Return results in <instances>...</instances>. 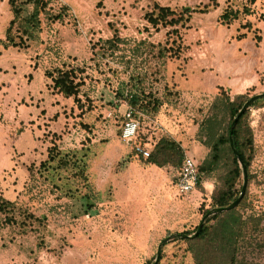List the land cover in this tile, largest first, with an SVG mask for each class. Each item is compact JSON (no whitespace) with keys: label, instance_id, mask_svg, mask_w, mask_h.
I'll return each instance as SVG.
<instances>
[{"label":"rangeland","instance_id":"obj_1","mask_svg":"<svg viewBox=\"0 0 264 264\" xmlns=\"http://www.w3.org/2000/svg\"><path fill=\"white\" fill-rule=\"evenodd\" d=\"M218 1L217 8L191 12L177 24V42L171 43L172 26H152L145 15L156 4L179 12L209 0H53L49 11H62L63 19L41 15L38 39L5 48L1 41L13 15L8 0H0V194L14 203L17 221L0 213V264H151L164 238L156 264H194L188 243L170 236L198 226L224 165L201 187L178 194L177 166L158 168L121 139L129 98L123 95L144 89L162 101L156 112L147 111L154 124L143 122L140 143H148L153 126L158 139H173L166 125H181L189 144L197 137L190 128L198 129L217 95L232 100L264 92V41L263 49L242 60L231 48L236 34L246 32L242 39L255 41L264 32L263 8L249 0ZM225 7L238 10L237 18L223 22ZM244 7L254 12L246 14ZM247 21L250 31L241 27ZM114 34L128 43L103 52L100 43ZM169 43L180 45L179 57H161ZM247 66L255 67V78L245 89L238 78ZM70 67L83 80L79 104L45 75ZM130 73L140 79L126 85ZM247 123L254 143L247 199L258 212L264 211V97L249 106ZM207 152L202 148L200 156ZM201 157H194L198 165ZM23 210L39 220L21 226Z\"/></svg>","mask_w":264,"mask_h":264},{"label":"trees","instance_id":"obj_2","mask_svg":"<svg viewBox=\"0 0 264 264\" xmlns=\"http://www.w3.org/2000/svg\"><path fill=\"white\" fill-rule=\"evenodd\" d=\"M53 0H8L12 18L5 30V38L1 44L6 48L28 47V41H35L39 38L41 31V15H45L51 22L62 20L64 13L59 11L51 13L48 9ZM253 3L254 0H249ZM217 0H209V3L191 10L179 11L171 9L168 6L155 5L145 17L152 26H172L167 33L170 34L171 43L177 42L178 29L175 27L179 23L188 20L191 12H207L210 8L218 7ZM64 9H68L64 6ZM246 14L251 10L244 7ZM238 10L229 7L223 9L220 15L225 23L237 18ZM186 15V17H185ZM182 25V24H181ZM246 31L252 29L249 21L241 25ZM255 32L256 29L254 30ZM246 37V32L236 34L237 40ZM256 44L261 41V35L255 34ZM128 39L121 38L117 34L103 40L100 47L103 52L110 50V53L120 49V45H126ZM141 43V42H139ZM168 44V40L167 43ZM170 44V43H169ZM161 57L169 56L177 58L180 55V45L164 46L159 50ZM112 55V54H111ZM127 63V58H125ZM130 62V61H129ZM77 68H58L56 75L52 76L49 72L45 75L51 77L53 88L64 97H72L73 101L79 104L78 95L80 86L83 82L81 77H77L75 71ZM117 73V70L113 71ZM126 73V69L118 71ZM126 85L132 80L140 79L138 75L127 74ZM136 84H131L135 86ZM252 88H249V91ZM126 94L117 92L119 95L128 98L132 107H138L142 112H156L162 101L150 91L141 89L126 90ZM246 91V92H247ZM248 98V94L236 95L232 100L226 94L217 95L211 102L207 115L200 121L196 131L197 139L202 148L207 149V156L201 157L198 165L199 182L209 178V175L224 165L221 185L216 187L210 197V206L203 210L202 215L206 214L211 208L222 207L230 204L238 195L241 186H236L238 178L241 175V169L237 159L229 145V126L230 123ZM255 100L251 105H254ZM250 105V106H251ZM82 110V108H81ZM148 111V112H147ZM249 107L240 115L232 131L233 144L238 150L242 162L247 171L248 181L251 178L249 173L250 158L254 151L252 131L247 123ZM121 131V130H120ZM50 157L55 159L51 154ZM184 157V151L180 145L168 136L160 137L151 150L150 156L145 158L148 163L162 167L165 165L180 167ZM60 160V158H59ZM247 189L240 202L232 209L214 214L207 217L197 235L193 238H175L182 239L188 243L189 250L192 253L194 264H264V211H255L247 199ZM14 203L0 194V213L5 214L7 221L17 222L14 218ZM11 213V215H8ZM39 218L27 210H23L22 218L18 222L21 226L28 222L37 221ZM197 226L191 232H194ZM183 232L178 234H189ZM151 259L145 264H150Z\"/></svg>","mask_w":264,"mask_h":264},{"label":"built area","instance_id":"obj_3","mask_svg":"<svg viewBox=\"0 0 264 264\" xmlns=\"http://www.w3.org/2000/svg\"><path fill=\"white\" fill-rule=\"evenodd\" d=\"M125 112L124 121L121 126L120 137L128 145H131L136 154L147 158L151 154L153 144L140 143L138 140L144 121L153 123L154 120L149 114L137 111L128 101L124 100ZM199 182L198 164L194 157L184 155L175 179V188L177 193L187 194L193 191Z\"/></svg>","mask_w":264,"mask_h":264},{"label":"crops","instance_id":"obj_4","mask_svg":"<svg viewBox=\"0 0 264 264\" xmlns=\"http://www.w3.org/2000/svg\"><path fill=\"white\" fill-rule=\"evenodd\" d=\"M224 1H225V3H229V1L230 2H237L235 0H224ZM245 1H247V0H240L238 2H240V4L243 5V2H245ZM253 3H255V5L257 7H262L263 8L261 10V13L259 14V15H261L262 12H264V0H254ZM218 4H219V1H218ZM253 12H254V9H251V13L250 14H252ZM261 33H262L261 34L262 38H261V41L258 44H256L255 41H252L251 39H248V38H244L242 40H237V39L233 40L232 43H231L232 53H235V50H237L239 52V54H240L239 58H241L240 60H242V59L248 57L247 56L248 53H250V51H252L253 49H255L257 51L260 50V49H263V47L261 48V46L263 45L262 42L264 41V34H263L264 32L262 31ZM234 58H238V55L234 56ZM254 69H255V67H252V69H250L249 66H247L246 68H242V72H240L241 76L238 78L240 84H238V85L241 86L242 83L246 82L247 84L244 86V88L246 89V88L250 87L252 85V83H254L253 82L254 78H255L253 76V70ZM236 93H238V92H236ZM166 126L170 127V129L167 128L166 133H168V134H170V132L174 133V134H172V137L180 145V147L183 149L184 155H189V156H192V157H195V158L196 157L197 158L201 157L200 154L202 152V146L200 144H197V145L194 144L195 143L194 139L189 144L185 143L183 141V139H184V137H183L184 133H182V129H183L182 127L183 126H181V125H175L174 127H172V125H166ZM151 130H153V132H151L150 137H148V142L151 145L153 144V146H154L156 141L158 140L157 135L159 133V130H158V127H155V126H153V128H151ZM156 130H158L157 134H155ZM196 130H197L196 127H193V128L191 127L190 128V132L191 133L192 132L194 133V131H196ZM193 136H194V134H193ZM153 138H156V140H152ZM156 167L161 168L159 166H156ZM178 170H179V167H178L177 171H175L176 174H173L174 180L176 179V175L178 173ZM193 191H191V192H193ZM191 192H189V193H191ZM189 193H187V194H189Z\"/></svg>","mask_w":264,"mask_h":264},{"label":"water","instance_id":"obj_5","mask_svg":"<svg viewBox=\"0 0 264 264\" xmlns=\"http://www.w3.org/2000/svg\"><path fill=\"white\" fill-rule=\"evenodd\" d=\"M261 97H264V92L249 96L246 99V101L242 104V106L239 108V110L237 111V113L233 117V119L230 123V126H229V145L232 148V151H233V153L237 159V162H238L239 167H240L241 172H242V185H241V189H240L237 197L230 204H228L226 206L214 207V208H211L208 212H206V214H204L203 217L201 218V220L197 226V229L192 234L187 235V234L176 233V234L171 235L170 237H173V238H181V237L193 238V237H195L197 235L198 231L201 229L203 222L207 217H210L214 214L221 213V212H224V211H227V210L234 208L240 202L242 197L244 196L245 191H246V187H247V180H248L247 171H246L245 165L242 162V159H241V156H240L238 150L236 149V147L233 144L232 131H233V128L235 127V124H236L238 118L240 117V115L251 105V103H253L255 100H257ZM166 240H167V238H164L158 244L156 254H155L153 262L151 264H156L158 262L161 247Z\"/></svg>","mask_w":264,"mask_h":264}]
</instances>
